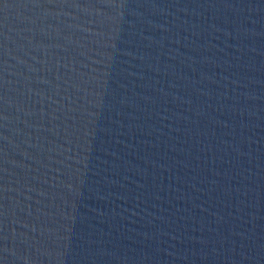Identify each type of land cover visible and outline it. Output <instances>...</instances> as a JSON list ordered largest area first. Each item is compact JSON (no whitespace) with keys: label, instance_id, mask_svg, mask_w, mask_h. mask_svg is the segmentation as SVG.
I'll use <instances>...</instances> for the list:
<instances>
[{"label":"water","instance_id":"water-1","mask_svg":"<svg viewBox=\"0 0 264 264\" xmlns=\"http://www.w3.org/2000/svg\"><path fill=\"white\" fill-rule=\"evenodd\" d=\"M264 228V0H0V264H229Z\"/></svg>","mask_w":264,"mask_h":264}]
</instances>
